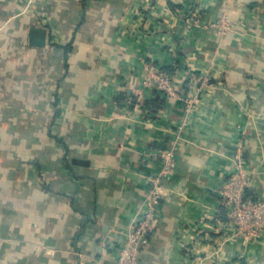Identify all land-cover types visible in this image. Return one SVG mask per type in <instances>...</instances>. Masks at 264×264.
Here are the masks:
<instances>
[{
  "label": "crops",
  "instance_id": "crops-1",
  "mask_svg": "<svg viewBox=\"0 0 264 264\" xmlns=\"http://www.w3.org/2000/svg\"><path fill=\"white\" fill-rule=\"evenodd\" d=\"M170 148L141 263L264 264V234L236 236L218 195L242 163L264 200L261 2L0 0V264H115Z\"/></svg>",
  "mask_w": 264,
  "mask_h": 264
},
{
  "label": "built area",
  "instance_id": "built-area-1",
  "mask_svg": "<svg viewBox=\"0 0 264 264\" xmlns=\"http://www.w3.org/2000/svg\"><path fill=\"white\" fill-rule=\"evenodd\" d=\"M263 2L264 0H258ZM200 26L199 23L195 24ZM219 33L230 30L227 13L221 14L214 25ZM151 80L164 97L181 98L187 111H191L193 102L184 95L178 94L172 74L166 71L152 72ZM163 167L160 174L152 179L153 187L149 192L138 220L132 224L125 243L121 246L115 264H142L141 256L155 233L157 226L159 198L164 192L163 182L171 178L178 167V156L175 148L161 152ZM249 172L239 163L231 177L218 190L222 212L233 225L236 236L246 240L259 238L264 234V200L255 199L248 194Z\"/></svg>",
  "mask_w": 264,
  "mask_h": 264
},
{
  "label": "water",
  "instance_id": "water-1",
  "mask_svg": "<svg viewBox=\"0 0 264 264\" xmlns=\"http://www.w3.org/2000/svg\"><path fill=\"white\" fill-rule=\"evenodd\" d=\"M30 37L33 46L44 47L47 44V35L44 29H32Z\"/></svg>",
  "mask_w": 264,
  "mask_h": 264
},
{
  "label": "trees",
  "instance_id": "trees-1",
  "mask_svg": "<svg viewBox=\"0 0 264 264\" xmlns=\"http://www.w3.org/2000/svg\"><path fill=\"white\" fill-rule=\"evenodd\" d=\"M261 3L264 6V1ZM165 105H166V102L161 100V98H159V97H156L155 99L149 98V100H147V107L151 111H154V112H157L161 108H164Z\"/></svg>",
  "mask_w": 264,
  "mask_h": 264
}]
</instances>
